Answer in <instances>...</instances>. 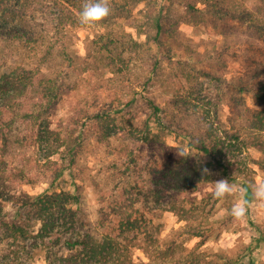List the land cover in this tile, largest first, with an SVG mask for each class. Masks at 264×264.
<instances>
[{"label":"rangeland","instance_id":"obj_1","mask_svg":"<svg viewBox=\"0 0 264 264\" xmlns=\"http://www.w3.org/2000/svg\"><path fill=\"white\" fill-rule=\"evenodd\" d=\"M137 1L111 0L106 19L84 26L77 19L81 0L67 5L65 26L51 28L52 65L65 68L64 81L72 92L55 106L50 123L67 140L79 138L78 151L65 162L55 156L66 170L54 181L45 151L24 140L37 125L18 124L4 157L11 183L31 195L76 191L85 230L97 238L104 212L130 206L127 194L122 196L125 188L145 186L134 208L144 204L149 190H159L150 231L159 236L164 254L176 253L179 264H264V209L253 206L238 221L230 215L237 197L212 194L220 179L237 189L241 181H231L219 168L211 171L212 166L207 175H194L204 181L190 189L182 185L178 196L164 172L171 165L176 172L181 162L197 166L204 159L198 144L228 141L235 134L248 142L236 153L235 171L247 165L254 171L252 181L264 178L260 165L252 163L264 161L252 145L264 141V102L255 98L264 87V0H172L164 7L165 33L159 42L149 19L160 0ZM244 5L253 14L251 22H244ZM62 14L59 7L53 16ZM21 50L19 60L31 61L33 51ZM22 171L35 184L22 182ZM172 204L177 211H170ZM179 206L186 208L188 219L181 217ZM133 261L146 264L149 259L135 250ZM36 264L46 263L38 258Z\"/></svg>","mask_w":264,"mask_h":264},{"label":"trees","instance_id":"obj_2","mask_svg":"<svg viewBox=\"0 0 264 264\" xmlns=\"http://www.w3.org/2000/svg\"><path fill=\"white\" fill-rule=\"evenodd\" d=\"M169 2L172 0H160L153 10L156 14L150 15L156 42L165 33L167 13L164 7ZM80 3L81 0H0V264H36L38 258L44 259L46 264H134L135 250L148 257L146 264H179L176 253L170 256L160 250L159 236L150 231L153 219L149 215L155 207L152 203H160L159 190H149L143 196L146 199L143 207L134 208L143 195L140 187L145 186L131 184L125 188L122 196L127 194L130 206L119 204L112 207L109 214L104 212L100 222L102 236L97 238L85 230L77 208L80 198L76 191H44L31 195L16 191L11 183L4 157L18 124L37 125V130L29 132L24 140L28 143L30 139L45 151L44 160L52 165L54 181L64 176V162L78 151L79 138L67 140L63 132L53 129L50 123L53 109L72 92V87L64 81L65 68L52 65L54 54L50 51L54 37L49 32L51 28L66 25V10L70 12L67 5ZM59 7L62 17L55 18L53 14ZM249 21H253V14L244 5V22ZM25 46L33 51L32 60L28 62L19 60V53ZM44 52V59L39 58ZM261 74L264 75V70ZM255 98L259 103L264 102V87ZM155 110L158 112L160 108L155 106ZM252 145L264 154V141L258 140ZM197 147L204 154L197 166L181 162L177 163L176 172L175 165L164 168L178 196H182V185L190 189L204 181L194 175L202 177L204 170L212 166L211 171L219 168L231 181H241L242 185L252 181L254 171L250 167L243 165L237 172L234 169L237 154L248 147V142H241L238 135H231L228 141L224 138L211 143L204 141ZM58 155L63 164L53 160ZM252 163H258L264 171V161L253 160ZM20 179L35 184L32 176L23 171ZM179 209L181 217L188 219L186 208L179 206ZM170 211H177L175 204L170 206ZM175 244L172 242V246ZM122 247L127 248V255ZM120 249L123 250L121 256Z\"/></svg>","mask_w":264,"mask_h":264},{"label":"clouds","instance_id":"obj_3","mask_svg":"<svg viewBox=\"0 0 264 264\" xmlns=\"http://www.w3.org/2000/svg\"><path fill=\"white\" fill-rule=\"evenodd\" d=\"M110 13L111 0H83L77 19L79 24L91 26L106 19ZM203 174H208L207 169ZM212 194L216 199L236 196L237 200L230 209V215L239 221L247 216L253 206L264 209V178L248 182L239 189L229 180L220 179L214 182Z\"/></svg>","mask_w":264,"mask_h":264}]
</instances>
